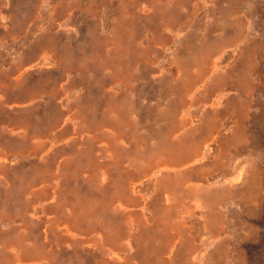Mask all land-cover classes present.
I'll return each mask as SVG.
<instances>
[{
    "label": "rangeland",
    "instance_id": "374dc122",
    "mask_svg": "<svg viewBox=\"0 0 264 264\" xmlns=\"http://www.w3.org/2000/svg\"><path fill=\"white\" fill-rule=\"evenodd\" d=\"M0 264H264V0H0Z\"/></svg>",
    "mask_w": 264,
    "mask_h": 264
}]
</instances>
